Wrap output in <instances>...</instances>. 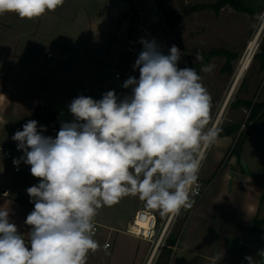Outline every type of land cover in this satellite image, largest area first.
I'll return each instance as SVG.
<instances>
[{
    "label": "clouds",
    "instance_id": "clouds-1",
    "mask_svg": "<svg viewBox=\"0 0 264 264\" xmlns=\"http://www.w3.org/2000/svg\"><path fill=\"white\" fill-rule=\"evenodd\" d=\"M63 4L0 0V15L14 12L32 20ZM254 18L264 29V11ZM138 42L143 48L133 70L139 78L122 84L131 95H79L67 106L72 121L62 120L55 138L44 135L47 127L38 128L36 120L12 136L23 152L14 166L30 165L40 182L26 189L34 204L24 221L30 226L26 234L10 221V210L0 207V264H86L88 253L100 247L93 238L98 210L127 196L162 217L179 216L195 204L202 162L221 132L212 120V97L196 69L178 67L181 50L175 44L165 54L155 38ZM195 59L201 72L213 71L199 51ZM256 256L264 259V249ZM244 260L256 264L253 256Z\"/></svg>",
    "mask_w": 264,
    "mask_h": 264
},
{
    "label": "crops",
    "instance_id": "crops-1",
    "mask_svg": "<svg viewBox=\"0 0 264 264\" xmlns=\"http://www.w3.org/2000/svg\"><path fill=\"white\" fill-rule=\"evenodd\" d=\"M117 5H119L118 1ZM244 6L246 11L238 12V15L243 17L241 24L247 27L240 40V47L232 53L231 49L224 46L223 50L230 54H217L203 60L204 64L211 63L214 65L213 69H219L218 73L230 76L231 80L243 56L238 52L248 40L250 30L248 28L255 25L253 20H248V17L253 16L251 13L253 9L249 8L245 2ZM124 9H126L125 6L121 8L122 11ZM115 11H118L117 8ZM150 15L153 14L150 13ZM115 17L118 18L117 24L121 31L117 30L108 36L110 48H107L104 54H56V60L50 65L43 64L44 59H53L50 54H12L22 30L20 18L13 20L12 29L7 30L1 38L0 46V146L9 147L14 142L12 136L17 130H23L22 126L29 120H36L38 128L46 126L47 131L43 134L55 138L48 127L50 117L60 129L62 120L71 122L73 119L67 106L74 98L84 95L98 100L100 93L116 70L128 69L134 65L136 59H132L124 50V39L129 33L128 22L124 15L122 18L119 15ZM145 20L150 26V20L146 16ZM224 22L229 27L230 21ZM262 33L264 35V29ZM230 35H232L231 30L223 29L215 34L214 41L224 42V39ZM154 37L155 32H153ZM82 41L85 44L86 38ZM77 42L78 40L75 39L74 42L69 41L68 44L78 48ZM193 55L181 54L183 68H193L197 64L202 66L201 61L190 62ZM254 56L257 58L259 54H254ZM254 56L252 59H256ZM247 73L248 69L235 89L233 99H238V103L228 111L225 120L227 129L219 135L212 146L216 149V156L212 162L207 156L202 166L200 179L205 185V192L196 202L194 210L190 214L181 216L184 218L182 223L171 227L166 238L156 249L152 263L157 253L165 249L169 253V259L165 264H213L217 256L221 255L222 259L217 264H247L244 260L245 256H253L256 264H264V259L256 256L259 250L264 249V230L258 227L253 228L256 220L264 217V213L259 211V195L253 199L252 196H246L245 180L248 178L242 174L244 169L240 166L242 152L240 151L238 158L230 153L237 138L235 133L239 123L245 117L244 103L248 102L250 96L257 90L261 76L264 74V65L256 70V76L251 77L249 85L242 90ZM223 100L215 105L211 114L213 122ZM231 101L233 100L230 98L223 113L227 111ZM263 121L264 118L259 122ZM225 156L229 159L222 169V171L227 169L221 181V187L225 189L223 196L210 197L207 195L209 184L214 173L222 166L221 162ZM234 162L237 166L232 164ZM39 182L40 178L14 175L12 164L0 157V207L10 210V221L17 226L21 234L29 231L30 226H27L24 221L34 209V204L30 203L26 189ZM234 193H236V199L232 196ZM238 201L247 205V212L235 211L229 205ZM226 204H228L227 207H225ZM146 208L144 202L138 197H135L128 215L120 214L118 212L120 207L117 204L100 208L94 218L97 231L93 237L100 247L95 253L91 251L88 253L86 264H146L154 246L149 241L136 238L126 232L134 213ZM153 211L162 219L159 211ZM106 243L109 244L108 248H105Z\"/></svg>",
    "mask_w": 264,
    "mask_h": 264
},
{
    "label": "rangeland",
    "instance_id": "rangeland-1",
    "mask_svg": "<svg viewBox=\"0 0 264 264\" xmlns=\"http://www.w3.org/2000/svg\"><path fill=\"white\" fill-rule=\"evenodd\" d=\"M117 1L119 5H117ZM218 1L219 0H64V4L55 11H46L38 18L32 20L20 18V22H22L20 27L22 30L18 35L12 54L52 55L53 59L43 60V64L45 65L53 64L56 60V54H104L107 48H110V40H107L108 36L117 30L121 31L117 24L118 18L116 19L115 16L119 15V17L122 18L124 13H130L138 8L142 9L145 16L150 20V29L152 33L155 32L154 38L160 44L165 54H167L169 48L175 44L181 50V54H194L193 58H190V62L197 63L200 61L195 59L197 51L203 55V60H205L204 55L211 51H225L223 50L224 46L231 49L232 53L236 52L234 50L240 47V40L243 38V34L246 31L247 27L245 28L241 24V18L243 17L239 16L238 11L234 10L231 6L226 5L217 11L210 8V6L215 5ZM244 2L249 8L251 7L253 9L251 12L253 16L248 17V20H253L255 25L248 28L250 29L248 40L238 54H244L248 41H250L257 30L254 18L255 14L264 11V0H244ZM124 6L126 9L122 11L121 8ZM203 6L206 8H199ZM116 8L118 11H115ZM154 8L157 9L156 12H154ZM163 10L173 13V17L171 18V21L174 23L173 29L169 28L162 17ZM150 13L153 15H150ZM17 17L19 16L14 12H6L0 15V46L1 38L4 37L7 30L12 29L11 25L14 23L13 20H16ZM228 20L230 21L229 27L227 24H224V21ZM223 29L231 30L232 35L227 36L224 42H215V34L218 31H223ZM263 36L262 33L255 54H262V52L264 54V51H261L260 48ZM218 37L219 36H217V38ZM85 38L86 43L84 42L85 44H83L82 40ZM75 39L78 40V48L72 44H68L69 41L74 42ZM222 39L223 38H221V40ZM228 53L230 54V52ZM182 59L183 57L181 56L178 62L179 68H183L181 64ZM199 65L200 64H197V66L193 68L203 77L202 83L212 97V114L218 101L224 99L232 83L231 81L233 80L226 74L218 73L219 69L217 68L213 69L211 73L201 72V67ZM261 65H264V55H259L256 59H252L242 90L249 85L251 77L253 78L256 76V70H258ZM129 69L134 77L138 79L139 70L137 69L134 71L133 65H131ZM235 93L236 90L233 94L234 97H231L233 101L230 102L227 111L222 114L219 120L218 127L221 129L220 135L227 129L225 128L227 126L225 120L228 111L232 106L234 108L238 103V99H233L235 98ZM241 94L242 91L240 92V95ZM262 100L264 101V74L261 76L257 90L250 96L247 103L250 108V106L258 104ZM251 122L250 110L247 107L244 120L239 123L238 130L235 133L237 138L245 137L246 133L251 128ZM212 146L209 148L206 155V158L207 156L209 157L208 159L210 162H212L216 156V149L215 147L212 148ZM235 150L236 149L232 147L230 153L233 154ZM241 152L240 166L244 169L242 174L248 178L245 180V185L247 186L246 196H252L253 199L256 195H259V211L264 213V121L259 122L255 127L254 133L249 134L245 138L241 147ZM228 159V156H225L221 162L222 166L214 173L212 181L209 184L208 196H223V191L225 189L223 186L221 187V181L227 169L223 171L222 169L227 165ZM232 164L237 166L236 162ZM228 167H230V164H228ZM232 196L235 199L237 198L236 193ZM134 199V196L122 198L120 202L117 203L118 207H120L118 212L128 215L131 205L134 203ZM227 205L228 204H226L225 207H227ZM229 205H231L235 211L241 213L248 211L247 205L242 204L240 201L232 202ZM157 219L160 222L161 219L158 215ZM183 219V217H180L174 226L180 225ZM256 226L264 230V217L256 220ZM168 259L169 253L165 249H162L155 256L152 264H165Z\"/></svg>",
    "mask_w": 264,
    "mask_h": 264
},
{
    "label": "built area",
    "instance_id": "built-area-1",
    "mask_svg": "<svg viewBox=\"0 0 264 264\" xmlns=\"http://www.w3.org/2000/svg\"><path fill=\"white\" fill-rule=\"evenodd\" d=\"M154 12H156V10H154ZM126 20L129 25V33L124 39V50L127 54L130 55L132 59H137L138 54L140 53V51H142L143 48L142 44L138 42L139 39L141 37L151 39L153 38V33L150 29V26L146 23L145 14L142 9L137 8L134 9L132 12L128 13L126 15ZM131 76L134 75L132 74L129 68L116 70L112 77L108 80L104 90L100 93L99 99L102 98L103 93L110 90H114L120 99H123L126 95H131L130 88L124 89L122 87L123 82ZM17 143L18 142L14 141L9 147L0 146V157L9 161L12 164V172L14 175L25 178H36L33 177L30 173V165H25L24 163H21L19 165V170H17V167L14 166L13 159L19 158L23 155L22 151L17 150ZM204 161L202 162L200 172ZM200 172L198 174L199 194L194 197L195 204L191 209H181V213L179 216L162 217L160 222L158 221L157 215L153 210H137L132 216L130 223L126 229V232L136 238L147 240L154 246V248H158L161 242L166 238L167 233L169 232L171 227L176 223V221L181 216L190 214L194 210L196 202L202 197L203 193L205 192V185L200 179ZM96 231L97 226H95V233ZM108 247L109 244L106 243L105 248ZM152 258L153 257H151L150 261L152 260Z\"/></svg>",
    "mask_w": 264,
    "mask_h": 264
},
{
    "label": "trees",
    "instance_id": "trees-1",
    "mask_svg": "<svg viewBox=\"0 0 264 264\" xmlns=\"http://www.w3.org/2000/svg\"><path fill=\"white\" fill-rule=\"evenodd\" d=\"M226 5L231 6L234 10H236L238 12L246 11V8L244 6V0H219L215 5L210 6V8L217 11ZM199 8L201 9V8H206V7L203 6V7H199ZM162 17L166 21L169 28L173 29L174 23L171 21V18L173 17V13L163 10L162 11ZM260 48H261V51H264V36H263V41H262V45L260 46ZM217 54H225L226 55L229 53L226 51H211L208 54H205L204 58H205V60H207L210 57L217 55ZM259 55H264V54L262 52V54H259ZM254 57L256 58V56H254ZM244 105L246 106V108L248 107V109L250 110L252 125H251V128L246 133L245 137H238L235 139V143L233 145V148L236 150L233 152L232 155L236 156L237 158L239 157L241 147L243 145L245 138L254 131V128L257 125V123L264 118V101H262L261 103H258V104H254V105L250 106V108H249V105L247 102L244 103ZM48 127L50 128L51 133L55 136L58 133V131L60 130L56 126L55 122L53 121V119L51 117L48 120ZM233 130L235 131L236 129L234 128ZM256 227L257 226H256V222H255L253 224V228L256 229Z\"/></svg>",
    "mask_w": 264,
    "mask_h": 264
},
{
    "label": "bare ground",
    "instance_id": "bare-ground-1",
    "mask_svg": "<svg viewBox=\"0 0 264 264\" xmlns=\"http://www.w3.org/2000/svg\"><path fill=\"white\" fill-rule=\"evenodd\" d=\"M262 32H263V29H258L257 28V30L254 33L253 37L247 43L245 52H244L242 58L240 59V61L238 63V66H237L233 81H232V83H231V85L229 87L228 92L226 93V95L224 97V100H223V102L221 104V107L219 108L217 116H216V118L214 120V122L217 125L219 123V120H220V118H221L226 106L228 105V102H229L232 94H234V91H235V89H236V87H237L242 75L250 67V64L252 62V58H253V56H254L257 48H258V43H259V39H260V37L262 35ZM155 248L152 249L146 264H149V262H150V264H152V260L150 261V259H151V257H154Z\"/></svg>",
    "mask_w": 264,
    "mask_h": 264
},
{
    "label": "water",
    "instance_id": "water-1",
    "mask_svg": "<svg viewBox=\"0 0 264 264\" xmlns=\"http://www.w3.org/2000/svg\"><path fill=\"white\" fill-rule=\"evenodd\" d=\"M126 15H127V14H124V18H126Z\"/></svg>",
    "mask_w": 264,
    "mask_h": 264
}]
</instances>
